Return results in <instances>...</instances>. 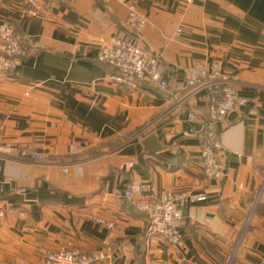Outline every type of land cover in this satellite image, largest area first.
I'll list each match as a JSON object with an SVG mask.
<instances>
[{"label": "crops", "instance_id": "obj_1", "mask_svg": "<svg viewBox=\"0 0 264 264\" xmlns=\"http://www.w3.org/2000/svg\"><path fill=\"white\" fill-rule=\"evenodd\" d=\"M49 1L30 18L22 0H0V25L29 42L12 75L0 76V136L12 147L0 156V264H38L41 250L102 251L105 242L113 264H227L233 247L230 264H264V188L254 205L264 181V0H130L147 19L139 34L124 27L127 10L115 0ZM119 36L158 56L166 89L109 79L97 54ZM211 62L247 99L217 124L219 181L201 174L200 95L173 103L184 68ZM128 180L157 195H206L185 206L180 245L147 232L136 206L144 193L120 196Z\"/></svg>", "mask_w": 264, "mask_h": 264}, {"label": "built area", "instance_id": "obj_2", "mask_svg": "<svg viewBox=\"0 0 264 264\" xmlns=\"http://www.w3.org/2000/svg\"><path fill=\"white\" fill-rule=\"evenodd\" d=\"M124 5L127 15L124 27L130 32L139 34L147 24V19L138 12L130 0H115ZM190 3L192 0H177ZM28 17L41 16L43 9L49 8V0H22ZM180 29H177V32ZM24 57V50L20 47L12 27L8 23L0 25V76L9 78L14 68ZM97 59L111 66L109 79L116 85L127 90L139 88L143 83H154L161 89H166V68L158 56L151 54L142 45L133 41L131 36H119L113 39L112 44L100 48ZM185 91L181 96H174L173 103L195 94L200 95L201 105L207 112L206 136L200 145V163L202 177L207 181H219L224 175L223 164L219 158L220 144L217 139V124H222L227 116L239 106L246 104L247 99L239 94L235 76L223 69L219 62L197 63L184 68ZM188 120H196L194 113L189 112ZM12 147L4 142L0 136V156L10 155ZM77 153L74 146L69 147V154ZM34 159L40 158L38 153H32ZM126 163L121 169L129 168ZM64 173L66 169L62 170ZM262 185L257 191L254 205L260 199ZM136 206L146 214L147 232L159 236L168 244L180 245L179 232L184 220V209L189 203L205 201L206 195L191 190H165L156 194L151 184H142L126 181L120 192L124 200H131L140 194ZM111 246L105 242L102 251L86 253L80 249L61 248L49 251L41 250L38 264H94L104 261V264H113L108 261L111 257ZM14 264H25L22 262ZM229 264V262H228Z\"/></svg>", "mask_w": 264, "mask_h": 264}, {"label": "trees", "instance_id": "obj_3", "mask_svg": "<svg viewBox=\"0 0 264 264\" xmlns=\"http://www.w3.org/2000/svg\"><path fill=\"white\" fill-rule=\"evenodd\" d=\"M11 27H12V26H11ZM12 30H13V33H14L15 37H16L17 40H18V43H19L20 47L24 50V56H26V54L28 53V52H27V48H26V47H27V43L29 44L28 40H26V39L23 38V37L18 36V35L15 33L13 27H12ZM97 61H98L101 65H104V66L106 67L107 74H109V73L111 72L112 68H111L110 65H108L107 63H105V62H103V61H100V60H98V59H97ZM104 263H105L104 261H99V262H95L94 264H104Z\"/></svg>", "mask_w": 264, "mask_h": 264}, {"label": "rangeland", "instance_id": "obj_4", "mask_svg": "<svg viewBox=\"0 0 264 264\" xmlns=\"http://www.w3.org/2000/svg\"><path fill=\"white\" fill-rule=\"evenodd\" d=\"M262 185V187L264 188V181H263V183L261 184ZM261 187V186H260ZM259 190V189H258ZM247 223H248V221L247 222H245L244 223V227L245 226H247ZM237 247V246H236ZM232 253H230L228 256H227V258H226V262H227V264H228V262H229V264L232 262V259H233V257H234V252H235V249H234V247L232 248ZM85 252V251H84ZM87 253V252H86Z\"/></svg>", "mask_w": 264, "mask_h": 264}]
</instances>
